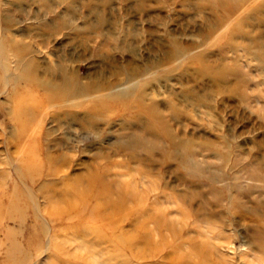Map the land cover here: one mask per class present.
Segmentation results:
<instances>
[{
    "label": "rangeland",
    "instance_id": "1",
    "mask_svg": "<svg viewBox=\"0 0 264 264\" xmlns=\"http://www.w3.org/2000/svg\"><path fill=\"white\" fill-rule=\"evenodd\" d=\"M0 264H264V0H0Z\"/></svg>",
    "mask_w": 264,
    "mask_h": 264
},
{
    "label": "bare ground",
    "instance_id": "2",
    "mask_svg": "<svg viewBox=\"0 0 264 264\" xmlns=\"http://www.w3.org/2000/svg\"><path fill=\"white\" fill-rule=\"evenodd\" d=\"M99 192H101L100 195H102V196H101L102 199H103V193H104V201H105V202H104V203H105L104 205H105L106 207H109V206L111 207V205H109V204H110V203H109V199H108V197L106 196V195H107V194H106L107 191H106L105 189L102 188L101 191L98 190V193H99ZM105 194H106V195H105ZM142 236H143V238H142L141 240H143V243H144V242L146 241L147 234L142 235Z\"/></svg>",
    "mask_w": 264,
    "mask_h": 264
}]
</instances>
